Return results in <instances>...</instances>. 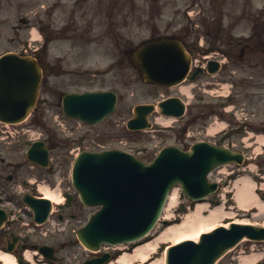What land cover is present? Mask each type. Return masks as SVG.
<instances>
[{"label":"rangeland","instance_id":"rangeland-1","mask_svg":"<svg viewBox=\"0 0 264 264\" xmlns=\"http://www.w3.org/2000/svg\"><path fill=\"white\" fill-rule=\"evenodd\" d=\"M75 1L0 0V33H2L0 35V55L10 51L32 55L35 48L46 46V36L48 35L50 36L47 48L49 51L47 50L43 56L44 60L54 63L56 70L64 71L60 76H51L50 74L47 76L42 87L38 108L32 113L28 122L10 128L11 131L17 129L20 131L19 134L12 137L9 133H2L1 131H5L6 128L0 126V157L4 158L6 162H20L24 167L21 172L18 171L19 177L15 188L23 193L25 191L23 180L36 178L37 185L29 192L38 196H44L47 191L56 194L58 200L54 206L57 212L64 203L68 202V195L72 196L75 205H71L69 209L78 215L76 221L78 226L80 221L82 224L87 222L90 215L97 211L96 208L84 207L72 186L71 166L75 156L81 150L122 149L142 158V160L151 162L163 147L174 145L187 149L188 145L205 139H210L215 143L224 133L233 130L234 132L226 138L225 145L244 152L248 157L245 163L247 165H228L212 173L211 180H221L220 189L218 193L202 202L209 207L223 204L227 214L216 223L198 227H191L195 222L192 217L191 225L185 236H170L165 239L160 244L155 256L157 259L160 258L168 246L176 244L180 239H193L199 233L208 232L211 227H219L231 221L264 226V213L255 209L240 210L233 207V198L239 177L251 175L258 182H263V179L256 175V171L264 172V147L259 143L261 137L258 138V130L264 126V120H245L244 118L246 113L257 115L264 109V106L258 105V97L254 98L253 86L248 90L246 98L243 99L240 96L239 100L235 96H232L231 99L225 96L214 98L210 94L201 93L198 110L197 112L193 111L203 120L192 122L191 108H193V104L191 103H193V98L191 94H185V96L183 92L185 88L190 91L189 83L169 89L154 87L146 85L139 73L135 69L128 68L125 61H122L121 67L111 65L120 57L123 58L120 50L126 48V41L135 47L146 38V34H148L146 30L149 29V26L163 27L159 23L161 18L165 27L177 20L181 30L187 35L195 19L198 24L200 22L203 33L211 24L226 27L227 30L234 27L232 33L240 37L250 34L254 27H258L259 32L264 34V0H198L196 5L192 3L193 0H112L113 2L109 6H106L108 0H85L86 4L82 14H77L76 19L72 20V11L68 8ZM152 13H154V18L151 17ZM158 13L161 14V18L158 17ZM127 17H129L130 23ZM93 18H96L94 33L97 35L95 37L99 39H94L93 36L84 38L85 35L79 38L78 35L85 31L86 25ZM142 18H145L143 22L146 24L141 22ZM21 19L28 20V23H21ZM153 19L156 21H152ZM69 24H72V29L68 32L64 31L63 27ZM104 30L105 32L99 35ZM108 30L115 31L116 35L110 37ZM171 31L173 29L170 28ZM33 32L36 33V40H31L34 37ZM17 33L18 35H16ZM124 37L125 40H123ZM12 38L15 39L11 40ZM259 57L260 55H258ZM235 66L233 73L237 77V81L234 82L236 89L240 88L239 79L256 81L258 76L256 74L263 75L264 72L257 70L254 74L242 65ZM261 68L264 69V66L262 65ZM229 82L231 83V80ZM105 89L117 92L120 99L117 111L97 126L90 127L78 120L66 118L58 106V95L63 92ZM233 91L234 89L230 87L224 94L227 95ZM170 95H179L189 104L188 113L183 120H174L155 114L151 118L153 123L151 130L135 134L127 129L126 123L133 117V109L137 104L157 103L163 97ZM248 95L251 97L250 99ZM262 96H264V90ZM226 100L230 103L228 107L232 112H227L221 106ZM208 105H212L214 108L203 111L202 107H208ZM244 107L245 109H243ZM62 123L63 126L60 127ZM241 124L243 126L240 129H243L244 132L237 130V126ZM219 125H223L224 131L214 137L208 136L211 129ZM24 128L42 133L41 138L50 140L54 145H51L53 147L51 149L53 159L51 173L48 174L28 164L25 152L28 147L26 144L30 140L27 141L26 137L30 139L32 135L28 133L23 135L21 129ZM7 136L9 137L7 138ZM256 156L257 159L252 158ZM252 162H256L259 168L248 165ZM250 167L254 171L253 173L249 171ZM2 186L5 192L13 193V190L10 189L14 186L13 183L5 181V185ZM175 195L176 203L167 208L149 237L141 242L158 237L166 230L167 226L183 223L195 210L197 204L191 202L180 189L177 188ZM205 216H208V213H205ZM165 221L168 222L167 225H164ZM135 245L113 248L111 251L118 255L132 253V248ZM242 249L245 252H242ZM64 252L61 251V254ZM251 252L263 253L264 242L256 244L247 242L217 264H242L243 260L247 258L246 256L252 254ZM138 261L140 260H134L132 264H136Z\"/></svg>","mask_w":264,"mask_h":264},{"label":"water","instance_id":"water-1","mask_svg":"<svg viewBox=\"0 0 264 264\" xmlns=\"http://www.w3.org/2000/svg\"><path fill=\"white\" fill-rule=\"evenodd\" d=\"M143 78L159 85L180 83L189 71L190 57L178 40L160 39L142 45L134 56ZM42 69L27 56L9 53L0 58V120L15 123L24 120L36 106ZM63 110L68 117L95 125L116 110L113 92L67 94ZM162 114L181 117L185 104L179 98L159 103ZM154 106L135 108V118L128 122L131 130L149 128L148 116ZM28 159L48 165V150L43 142L34 143ZM239 151L196 143L187 151L172 146L163 148L157 158L147 164L134 155L107 150L82 152L73 167V184L84 205L100 207L88 224L78 232L80 241L91 250L101 244L112 246L136 241L146 236L162 215L170 190L180 185L194 201L216 192L217 183L208 174L219 166L242 164ZM26 202L35 212L38 223L46 221L52 204L49 200L28 196ZM264 241V228L231 223L202 235L198 243L186 241L168 250L167 264H214L242 239ZM47 248H41L46 252ZM109 254L87 261L102 264Z\"/></svg>","mask_w":264,"mask_h":264},{"label":"flooded vegetation","instance_id":"flooded-vegetation-1","mask_svg":"<svg viewBox=\"0 0 264 264\" xmlns=\"http://www.w3.org/2000/svg\"><path fill=\"white\" fill-rule=\"evenodd\" d=\"M197 1L198 0H193L192 3L196 5ZM74 4H80V1ZM157 15L161 18L160 13ZM151 17L154 18V13L151 14ZM127 19L130 23L129 17H127ZM161 19L159 23H161L163 27L157 28V26L154 25L153 27L149 26V29L146 30L149 37L148 39L168 36L182 40L184 37V41L189 46L191 56V83L193 85L195 102H197L199 91L211 92L216 96L222 95L221 92L229 86L228 82L231 80V87L234 89L233 93L238 96L237 100L240 99V96H242L243 99L246 98L248 90L253 86L254 98L258 97V105L264 106V96H262L264 90V72L263 75L255 73L257 70L264 71V69L261 68L262 65L264 66V34L259 32L258 27H254L250 34L240 37L232 33L234 27L227 30L226 27L223 28L209 24L206 32L203 33L200 22L198 21V24L195 19L187 35L181 30L177 20L171 22L168 27H165ZM144 20L145 18H142L141 22L146 24L143 22ZM152 21L156 20L153 19ZM204 25L207 27L206 24ZM88 26H92V24H88ZM170 28L173 29V31L170 32ZM92 30V28H89L90 32ZM0 35H2V33H0ZM16 35H18V33ZM128 52L131 53L133 50ZM258 55H260L259 58ZM209 62L219 64V68L215 74H211L208 71ZM47 65L53 74L55 71L50 67V63L48 62ZM235 65H242L243 67L249 68L251 73L258 75L256 81L239 79L238 83L240 84V88L236 89L234 82L237 81V77L233 73L236 67ZM213 67H215V65H213ZM248 98L250 99L251 97L248 95ZM246 114L249 117L254 116L255 119H264V117H260L264 116V109L257 115L254 113ZM2 163L4 162L2 161ZM22 169V166L18 167L7 164L6 171H8V173L6 181L16 182L18 177L17 172H21ZM1 175L2 172L0 168V177ZM22 206H24L23 195H8L0 192V209L5 210L7 213V220L0 228L1 253L5 255H7V253H12L16 256L18 264H29L31 260L24 258L25 249L36 245L49 244L55 248V256L58 259L56 263L49 262L52 264H65V260L74 247L73 242L75 243L74 227L76 225L74 223L77 219V215L72 213L69 214L67 210H62L57 214V223L59 226H45L40 229L34 228L36 233L32 234L29 233V230L35 226L33 214L28 209H19ZM24 217L29 227L25 226ZM64 221H66V223ZM62 223L66 225L61 227L60 224ZM64 250H66L65 258L60 257V252ZM77 258L80 260L79 256H77ZM112 258H115L114 254ZM33 260L35 262H40L42 260L48 261L47 259H35L34 257ZM78 264H81V261ZM107 264H114V262L112 261ZM260 264H264V261Z\"/></svg>","mask_w":264,"mask_h":264},{"label":"bare ground","instance_id":"bare-ground-1","mask_svg":"<svg viewBox=\"0 0 264 264\" xmlns=\"http://www.w3.org/2000/svg\"><path fill=\"white\" fill-rule=\"evenodd\" d=\"M34 39H36V33L33 32ZM183 92L185 94H189L188 89H184ZM223 128V125L216 126L212 128V133H217ZM259 143L264 145V137L259 138ZM255 183L247 177L241 178L237 181V192H236V201L240 208L244 209L247 207H255L260 213H264V201L260 200L259 196L255 193ZM175 191V190H174ZM45 198L49 199L51 202L55 203L58 198L56 194L50 193V191L45 192ZM176 203V195L175 192H172L169 198L168 207L174 205ZM205 213H208V216H205ZM226 210L224 205H219L216 207H209L203 203H197L195 210L191 212V214L187 217V219L181 224H175L166 228V230L161 233L158 237L149 240L144 243L137 244L134 248L132 254H123L119 260V264H132L134 260L140 261H149L150 257H152L155 253H157L160 244L170 236L174 237H183L185 236L188 228L191 225V218L194 217L193 224L191 227H198L200 225H209L212 223H216L219 219L225 216ZM228 226V225H225ZM214 227H211L209 231H212ZM207 232V231H206ZM204 232V233H206ZM199 233L195 238L191 239L193 241H198L200 235ZM187 239H180L177 243L184 241ZM27 255H30L27 253ZM30 257V256H28ZM262 257V254H254L244 260L247 264H255ZM6 264H16V261L10 256H3ZM149 264H166L165 255H162L160 258L153 260Z\"/></svg>","mask_w":264,"mask_h":264},{"label":"crops","instance_id":"crops-1","mask_svg":"<svg viewBox=\"0 0 264 264\" xmlns=\"http://www.w3.org/2000/svg\"><path fill=\"white\" fill-rule=\"evenodd\" d=\"M256 168H257V166H255ZM247 178H249V177H247ZM251 179V178H250ZM253 182H254V180L253 179H251ZM255 183V182H254ZM261 188L262 189H264V183H261ZM257 187V183H255V188Z\"/></svg>","mask_w":264,"mask_h":264}]
</instances>
